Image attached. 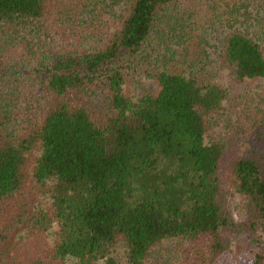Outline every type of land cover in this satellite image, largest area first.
I'll return each instance as SVG.
<instances>
[{
    "label": "trees",
    "instance_id": "1",
    "mask_svg": "<svg viewBox=\"0 0 264 264\" xmlns=\"http://www.w3.org/2000/svg\"><path fill=\"white\" fill-rule=\"evenodd\" d=\"M198 1L0 0V264H122L117 244L126 264H175L163 242L177 264H264V144L227 166L249 246L222 238L227 144L213 124L228 93L208 72ZM257 33L216 37L237 83L264 80V13ZM21 225L46 248L21 258L6 240Z\"/></svg>",
    "mask_w": 264,
    "mask_h": 264
},
{
    "label": "rangeland",
    "instance_id": "2",
    "mask_svg": "<svg viewBox=\"0 0 264 264\" xmlns=\"http://www.w3.org/2000/svg\"><path fill=\"white\" fill-rule=\"evenodd\" d=\"M262 5L261 0H199L188 9L192 14L191 17L197 23L198 33L206 37V33L210 31L205 47V52L208 51V58H210L207 66L208 72L210 75L219 76L218 80L228 93L224 109L216 117L213 129L215 134L222 137L227 144L219 171L221 188L219 203L226 211L228 221L232 224L222 229V238L234 251H242L249 246L251 232L246 225L247 202L235 191L227 166L238 153L247 152L253 146L258 150L264 144V80L256 79L237 83L228 69L219 62V56L216 54L219 43L216 37L233 31L256 36L262 13H264ZM239 6L245 7V12L235 14L236 19L234 21L229 20L224 12ZM177 10L180 12L183 9H171L168 13L171 16ZM242 10L240 9L238 12ZM91 39H96V37ZM146 85L147 83L141 85L140 89ZM26 185L25 194L29 200L35 198L33 200L43 201L46 198L48 191L45 187L32 182ZM33 228H29L28 225H21L18 226V229H11L7 234L8 246L12 247L21 258L23 257V249L27 247L46 248L49 242L45 232L36 230L38 229L36 227ZM168 245V242L161 243L157 247V251L163 257H166V254L171 256L169 261H174L177 264L178 260L172 259V253L168 254L169 251L173 252L177 249H168ZM122 248V244H117L112 255L116 261L126 264ZM177 253L173 252V254ZM99 262L102 264V260ZM75 263L76 259L72 257L62 259V264Z\"/></svg>",
    "mask_w": 264,
    "mask_h": 264
}]
</instances>
